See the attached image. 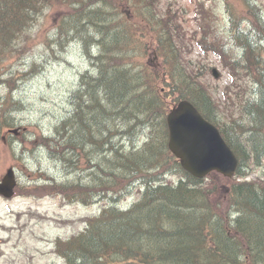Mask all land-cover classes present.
<instances>
[{"label": "trees", "instance_id": "1", "mask_svg": "<svg viewBox=\"0 0 264 264\" xmlns=\"http://www.w3.org/2000/svg\"><path fill=\"white\" fill-rule=\"evenodd\" d=\"M207 1L197 5L198 42L229 66L233 80L226 95L237 87L243 74L250 80V86L242 85L238 92L236 113L227 118L199 78L206 71L194 72L186 62L181 23L170 10L160 12L158 0H0V86L8 89L0 100V136L5 129L18 128L13 112L24 110L14 97L16 78H2L13 73H8V68L25 50L22 37L47 13L57 28L53 37L58 39L51 47L55 59L64 54L68 40L86 49L84 37L94 38L100 32L108 36L111 43L93 52L91 60L97 64L98 76L89 89L104 88L102 97L109 108L127 111L131 121L123 125L126 138L133 139L139 130L159 144V150L152 153L147 138L143 149L135 152L121 150L109 139L110 158L105 166L94 161V151L101 149L95 139L92 154L81 156L74 168L75 157L84 151L77 153L79 147H74L62 154L54 135V142L52 135L39 136V146L47 148L65 172L89 169L97 181L106 182L91 189L94 181L88 186L73 185L69 180L39 184L67 199L102 196L98 200L107 202L98 216L85 220L82 232L57 241L66 264H264V157L255 153L264 136V4L259 0H222L228 16L227 30H223ZM24 68L28 72H19L22 76L39 73L36 63ZM182 99L190 100L221 130L239 160L234 178L216 173L207 179L195 178L170 152L167 115ZM145 123L146 133L141 130ZM67 125L61 123V127ZM24 137L17 138L20 146L27 140ZM10 149L17 158L15 146ZM252 165L253 170L248 171ZM258 169L261 173H256ZM169 172L180 173L178 181L153 189L152 181ZM136 184L140 200L131 212L121 211L117 202ZM17 194H22L20 189ZM221 205H226V216L217 210ZM144 206L156 208L150 219L140 213Z\"/></svg>", "mask_w": 264, "mask_h": 264}, {"label": "rangeland", "instance_id": "2", "mask_svg": "<svg viewBox=\"0 0 264 264\" xmlns=\"http://www.w3.org/2000/svg\"><path fill=\"white\" fill-rule=\"evenodd\" d=\"M200 1L205 0H158V7L162 13L170 10L174 20L181 23V30L185 33L182 35L179 31V34L181 38L184 36L187 43L184 51L186 62L194 72L200 69L206 71L199 78L222 105L227 118L236 113L238 92L242 85L250 86V80L243 74L237 87L226 95V89L233 80L229 66L224 64L219 54L211 50L205 51L198 42L201 34L198 32L196 11ZM259 1L264 4V0ZM206 5H213L212 14L217 15L220 28L227 30L228 16L222 0H209ZM54 24L51 16L44 13L35 28L22 37V41L26 43L23 42L25 50L21 58L8 68V73H13L7 78L16 80L23 77L19 72H28L24 67L31 66V63L39 66V73L25 75L29 78L17 83L18 91L14 93L15 99L21 101L24 109L20 114L13 112L17 127L27 128L17 137L19 139L25 135L27 140H23V147L17 138L8 135V130H4L0 136V178L11 167L17 175L15 197L6 199L0 196V264H66L58 252L57 241L82 232L87 226L85 220L98 216L107 205L104 200H89L88 196H74L70 201L61 193L52 194L39 187V184H47L52 180L61 183L81 178L82 182H91L90 178L82 175L91 170L65 172L59 161L50 156L48 149L39 146V136H51L57 119L69 111L66 99L77 87L80 74L90 65V60L84 57L82 45L72 40H68L64 54L55 59L51 49L58 39L57 36L53 37L57 30L53 27ZM213 68L218 70L219 78L213 76ZM7 92L6 87L0 86V100ZM33 142L36 145L33 146ZM9 143L15 146L17 158ZM256 173H261V170H256ZM180 175L169 172L168 181L176 182ZM254 176L255 174L251 178ZM19 189L22 192L20 195L17 194ZM140 193L139 187L131 189L120 197L118 203L124 206L139 201Z\"/></svg>", "mask_w": 264, "mask_h": 264}, {"label": "bare ground", "instance_id": "3", "mask_svg": "<svg viewBox=\"0 0 264 264\" xmlns=\"http://www.w3.org/2000/svg\"><path fill=\"white\" fill-rule=\"evenodd\" d=\"M249 29L252 30L253 28L249 26ZM84 40L86 42V49L83 47V54L84 57H87L90 60V65L87 66L86 70L80 74L77 87L72 92H70L68 99H66V107L69 108V111H67L66 114H64L63 116L57 119L56 127L59 126L60 127L59 128L55 127L54 132L52 133L53 142L56 137L57 138L56 144L59 147V150L62 154L69 152L74 147L77 148L79 147L77 153L78 152L82 153L84 151L83 154H79L78 156L75 157L74 168L80 164L79 161L81 156H85V155L87 156L88 154L89 155L92 154V149H94L96 145L95 139L99 140L101 149L96 152L94 151V161L101 162L105 166H107L108 159L110 158V156L107 154L108 147L110 146V144H108L109 139L111 142L115 144L116 147L120 148L121 150H126V151L133 150L135 152H138L143 149V146L147 143L148 141L147 138H148L149 139L148 143L152 147L151 152L153 153L158 151L159 150L158 141L156 139H151L146 133L147 130L146 127L148 123H145L143 128L141 129L146 133V135L143 134L141 131L137 130L133 139H130L129 137L126 138L122 134L123 130L125 129L123 128V125L124 122L129 123L131 121L129 119L127 111L117 112L114 111L113 109H110L109 106L107 105L106 100L102 97V95L104 94V88L101 89V87H97L98 89L95 92L89 89V84L91 82L96 81L98 76L97 64L94 63V60H91L93 59V52L99 50L100 49L99 47L102 48V44H105L107 42L109 44L111 43V41L108 40V36H106L104 33L101 32L97 33V36H95L94 38H91V36L84 37ZM67 47H68V42L66 43V49ZM96 54L98 55V53ZM98 67L99 68L101 67L100 63H98ZM26 78L29 77L23 75V77L19 78L13 83L14 93L18 91L16 84L21 83ZM10 79L11 78H7L6 76L2 78V81H7ZM104 82H106V79L101 81L102 85ZM91 96L94 99L92 101H90ZM98 110L99 112H97ZM79 113H81V115L84 116L83 117L79 116ZM63 122L68 123L66 128L61 127V123ZM213 124L216 125L215 123ZM110 129L111 131H109ZM260 139H261L260 143L257 144L258 147L255 153H258L260 154V156L264 157V136H262ZM240 143L244 145L242 140H240ZM72 155L75 156V153H73ZM253 168L254 166L252 165V167L248 169V171L253 170ZM94 170L97 171L98 169L94 167ZM84 173H82L84 177L90 178L91 182L94 181L93 185L90 186L89 189H91L96 185L103 186L104 184H106L105 181L102 180L97 181V178L92 176L91 172H86V174ZM101 175L102 172L98 174L100 179H101ZM103 177L105 180L106 178L105 174H103ZM70 178L71 177H69V179ZM80 179L79 180L74 179L69 181L72 182L73 185L81 184L83 186H88V184H91L90 181L82 182L80 181ZM165 182H168L167 173H163L156 180H153L152 183L155 184L153 185L152 188L153 189L160 188L165 185ZM83 183H87V184H83ZM105 187L107 186H104V188ZM136 187H138V184L133 185L131 189H134ZM96 198L101 199L102 196H97ZM136 203H138V201L133 202L132 204L121 206L120 203L117 202V206L120 208L121 211L131 212L133 206ZM216 207H218L217 210L222 216H226L227 214V211L225 212L226 205L225 206L221 205ZM155 209L156 208H150L148 206H144L140 208V213L143 217H147L150 219L152 211ZM254 215L256 216L257 214L255 213Z\"/></svg>", "mask_w": 264, "mask_h": 264}, {"label": "water", "instance_id": "4", "mask_svg": "<svg viewBox=\"0 0 264 264\" xmlns=\"http://www.w3.org/2000/svg\"><path fill=\"white\" fill-rule=\"evenodd\" d=\"M215 77H219L216 69ZM169 149L180 161L184 170L197 178H205L216 171L232 178L238 159L222 137L218 128L207 121L189 101L183 100L167 116ZM12 133L19 135L17 130ZM17 185L11 167L0 181V195L11 198Z\"/></svg>", "mask_w": 264, "mask_h": 264}]
</instances>
